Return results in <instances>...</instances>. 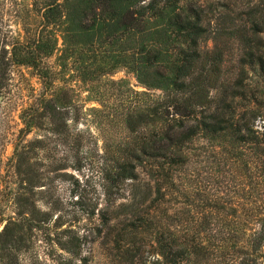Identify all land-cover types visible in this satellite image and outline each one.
Masks as SVG:
<instances>
[{"label": "trees", "instance_id": "obj_1", "mask_svg": "<svg viewBox=\"0 0 264 264\" xmlns=\"http://www.w3.org/2000/svg\"><path fill=\"white\" fill-rule=\"evenodd\" d=\"M42 9L36 37L10 51L11 63L30 67L42 91L19 113L21 127L8 160L15 188L0 192V199L15 196L17 210L0 231V258L24 245V222L38 211L32 197L40 183L37 155L51 153L48 162L59 171L68 158H55L58 145L78 141L69 128L71 97L63 86L54 88L56 75L70 71L89 84L95 100L103 101L102 84L116 90V99L127 97L121 122L130 141L111 157L104 151L100 171L105 196H124L123 186H131V202L119 207L124 220L114 234L121 262L264 264V125L262 132L254 128L264 119V5L239 17L223 15L214 40L226 41H215L211 50L201 48L210 34L207 13L186 0H46ZM229 40L240 50L236 70L222 67ZM54 55L58 71L45 62ZM119 69L145 90L105 79ZM37 131L43 134L28 137ZM198 142L210 147L217 171L236 169L237 204L222 196H172L174 190L183 195L178 178ZM165 203L181 207L170 211ZM118 217L104 214L103 225ZM146 240L158 258L143 259ZM60 242L73 254L70 247L80 249L77 238Z\"/></svg>", "mask_w": 264, "mask_h": 264}, {"label": "rangeland", "instance_id": "obj_2", "mask_svg": "<svg viewBox=\"0 0 264 264\" xmlns=\"http://www.w3.org/2000/svg\"><path fill=\"white\" fill-rule=\"evenodd\" d=\"M186 2L200 6L210 20V34L201 43L203 50H211L215 41L218 45L226 41L218 37L214 40V33L217 35L223 15L239 17L257 5H264V0ZM45 3L46 0H0V192L4 193L15 188V176L8 169V160L21 127L19 113L42 91L41 82L30 67L11 63L10 51L15 44L31 43L42 29L41 13ZM56 34L59 36L58 32ZM57 47H61L60 37ZM239 54L236 41L229 40L222 67L236 70ZM55 55L45 58V62L52 70L58 71ZM72 74L70 71L57 74L54 88L63 86L71 97L69 128L77 135L78 141L72 138L58 145L55 158L61 163H64V158H68L66 167L59 171H54L55 163L51 165L48 162V154L51 153L41 152L37 155L35 168L40 183L34 188L32 197L38 211L34 219L24 222V245L19 250L12 248V254L3 255L0 264H125L113 249L114 234L116 228L121 227L120 220H124L119 215L122 214L119 207L131 202V186L129 183L123 186L124 196H105L100 171L106 156L104 151H108L111 157L121 144L130 141V135L121 122V114L127 107V97L116 99L113 95L116 90L109 84H102L99 89L105 93L100 96L103 101L95 100V95L89 91V84L81 82ZM105 79L115 82L122 80L126 88L136 92L145 90L134 75L125 69H119L105 76ZM149 92L154 96L160 94L159 91ZM130 95L135 100L140 99L133 93ZM262 125L264 119L258 118L254 128L262 132ZM38 134L42 135L43 132H33L28 137ZM195 146L199 150L191 152L189 164L177 177L180 179L178 189L183 195L174 190L172 196H202L203 199L222 196L225 199L231 198L237 204L239 183L236 169L232 168L231 172L228 171L229 166H223L220 172L217 171L209 157L212 155L210 147L203 142ZM141 175L144 177V173ZM2 197L0 231L14 218L17 210L15 196ZM194 203H198L196 199ZM165 204L171 208L170 211H178L181 207L180 203ZM114 213L119 217L111 218L109 226L103 225V215ZM178 228L180 230L182 226ZM67 236L77 238L80 242V249L75 251V248L70 247L74 254L61 246L60 241L67 240ZM203 236L204 233L201 234ZM146 241L142 247L143 259L151 261L158 258L151 241Z\"/></svg>", "mask_w": 264, "mask_h": 264}]
</instances>
